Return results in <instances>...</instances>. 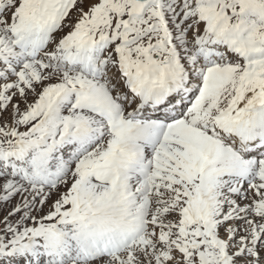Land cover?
<instances>
[{"label":"snow or ice","instance_id":"1","mask_svg":"<svg viewBox=\"0 0 264 264\" xmlns=\"http://www.w3.org/2000/svg\"><path fill=\"white\" fill-rule=\"evenodd\" d=\"M0 264H264V0H0Z\"/></svg>","mask_w":264,"mask_h":264}]
</instances>
